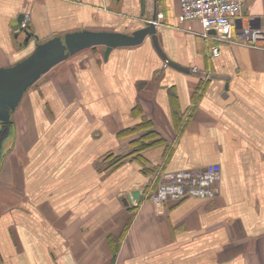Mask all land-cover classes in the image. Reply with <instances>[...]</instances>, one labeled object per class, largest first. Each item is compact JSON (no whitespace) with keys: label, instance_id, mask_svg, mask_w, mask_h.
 <instances>
[{"label":"crops","instance_id":"obj_1","mask_svg":"<svg viewBox=\"0 0 264 264\" xmlns=\"http://www.w3.org/2000/svg\"><path fill=\"white\" fill-rule=\"evenodd\" d=\"M242 4L256 45L206 37L179 0H0V67L70 31L132 33L157 11L162 48L189 69L148 35L107 57L81 50L25 92L0 133V264H264V0ZM214 162L215 198H148L159 170Z\"/></svg>","mask_w":264,"mask_h":264},{"label":"water","instance_id":"obj_2","mask_svg":"<svg viewBox=\"0 0 264 264\" xmlns=\"http://www.w3.org/2000/svg\"><path fill=\"white\" fill-rule=\"evenodd\" d=\"M26 14L21 13L13 21L19 32L26 34V41L34 35L24 24ZM158 12L155 11L146 25L132 33L120 31H97L83 29L70 31L46 41L38 42L34 50L23 59L10 66L0 67V133L6 135L12 125V113L19 106L25 92L33 86L45 73L71 55L86 48L105 45L107 57L110 51L118 46H132L142 43L150 35L159 53L171 64L181 70L188 68L174 62L162 48L157 34ZM214 31V30H213ZM37 39L38 36L36 35ZM142 190L132 191L129 200L139 201Z\"/></svg>","mask_w":264,"mask_h":264},{"label":"built area","instance_id":"obj_3","mask_svg":"<svg viewBox=\"0 0 264 264\" xmlns=\"http://www.w3.org/2000/svg\"><path fill=\"white\" fill-rule=\"evenodd\" d=\"M179 3L183 18L199 19L206 37L252 45L259 42L262 29L243 13L242 0H179ZM162 16L158 12V18ZM211 53L219 55L217 43L212 45ZM221 180L222 166L218 162L200 168L161 169L148 198L154 202L179 201L186 197L213 199L219 193Z\"/></svg>","mask_w":264,"mask_h":264},{"label":"trees","instance_id":"obj_4","mask_svg":"<svg viewBox=\"0 0 264 264\" xmlns=\"http://www.w3.org/2000/svg\"><path fill=\"white\" fill-rule=\"evenodd\" d=\"M149 123L151 124V122H148V124H149ZM132 130H135V129H131V130L126 131V132H130V131H132ZM126 132H125V133H126ZM155 134H156V132H152V133L148 134V137L154 136ZM146 146H148V145L144 144V145H142L141 147L144 148V147H146ZM122 159H123V157H117V158L115 159V162L118 163V162L121 161ZM131 221H132V219H130V220L127 222L126 226L124 227V230H123V232H122L121 237H123V236L125 235V233L127 232V230H128V228H129V225H130ZM110 241H111L112 245H114V258H116V256H117V252H118V248H119V244H117V245L114 244L113 237H110Z\"/></svg>","mask_w":264,"mask_h":264}]
</instances>
